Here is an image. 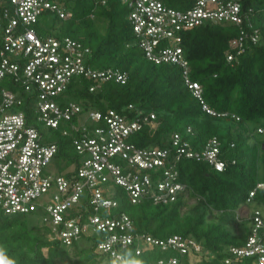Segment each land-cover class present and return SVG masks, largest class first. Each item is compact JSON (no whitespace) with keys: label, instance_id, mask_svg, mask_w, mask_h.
<instances>
[{"label":"built area","instance_id":"2783aa9c","mask_svg":"<svg viewBox=\"0 0 264 264\" xmlns=\"http://www.w3.org/2000/svg\"><path fill=\"white\" fill-rule=\"evenodd\" d=\"M121 1L130 8L136 44L146 57L181 66L188 88L203 108L219 114L206 103L201 83L190 75L182 32L208 22H246L253 31L242 30L231 44L241 54L249 39L254 43L259 39L252 8L244 10L241 0H194L187 8L172 7L162 0ZM46 11L62 18L71 15L59 0H0V209L8 214L38 213L51 226L52 237L68 245L97 233L98 249L118 259L123 258L122 247L135 241L182 253L202 252L201 243L179 233L162 239L135 232L131 216L114 212L119 201L113 187L122 186L133 203L176 201L187 190L180 180V159L225 169L220 139L214 136L196 148L187 136L192 133L189 127L187 133L175 132L169 147H139L130 137L152 122L154 113L133 117L116 109H83L66 93L76 76L93 80L94 90L107 81L124 83L129 73L116 66H92L88 63L91 48L76 38L37 33L34 24ZM235 56L229 52L227 60ZM28 96L35 123L21 108ZM36 123L73 133V144L81 155L78 168H71L75 173L58 172L54 160L59 144L49 141ZM257 131L264 134V127ZM52 163L57 169L54 172ZM259 188H264V182L251 190L248 203ZM247 212L244 216L238 211L240 217L251 218L250 232L243 244L229 247L224 264H264V211L255 207ZM136 249L137 253L142 250L139 244ZM178 261L171 255L159 264Z\"/></svg>","mask_w":264,"mask_h":264},{"label":"trees","instance_id":"16d2710c","mask_svg":"<svg viewBox=\"0 0 264 264\" xmlns=\"http://www.w3.org/2000/svg\"><path fill=\"white\" fill-rule=\"evenodd\" d=\"M59 1L71 15L62 18L56 12H44L34 24L37 33L76 38L91 48L88 63L92 66H116L129 73L124 83L107 81L94 90L93 80L76 76L66 91L71 99L85 110L116 109L133 117L154 113L152 122L130 137L139 147H169L173 134L187 133L189 127L192 133L187 136L196 148L217 136L226 161L225 169L219 171L206 162L180 159V180L187 184V190L169 203L151 199L133 203L126 190L115 185L119 206L114 212L131 216L135 232L162 239L179 233L202 245V252L182 253L135 241L122 247L123 258L131 255L143 264H159L161 259L176 255L177 264H224L229 247L243 244L251 229V218L240 217L236 211L247 202L251 190L264 182V134L257 131L264 127V0H241L244 10L252 8L251 18L259 30L258 41L249 39L241 54L232 50L231 44L242 30L253 31L246 22H208L182 32L181 45L190 62L192 79L201 83L209 107L226 115L203 108L188 88L181 66L156 63L146 57L136 44L127 4L121 0ZM162 1L176 8H187L194 2ZM229 52L236 54L232 61L227 60ZM21 108L32 119L29 96ZM37 126L40 128V124ZM51 129L55 138L48 140L59 144L54 163L59 173L70 176L81 160L73 133ZM252 202L264 211V188L256 191ZM36 214H8L0 209V248L14 264H122L123 258L98 249L97 233L68 245L53 238L51 226L42 219L32 222Z\"/></svg>","mask_w":264,"mask_h":264},{"label":"rangeland","instance_id":"374dc122","mask_svg":"<svg viewBox=\"0 0 264 264\" xmlns=\"http://www.w3.org/2000/svg\"><path fill=\"white\" fill-rule=\"evenodd\" d=\"M40 130L45 134V137L47 139L55 138V132L51 128L45 126L44 124H40ZM50 167H51V170H52L51 172H54V170L56 169L55 164L52 163L50 165ZM191 202H195V199H192ZM255 207H256V204L254 202H252V203L251 202H249V203L248 202H243V203H241L239 205L238 210L236 212L239 211L242 215L246 216L248 214L247 211L249 209L252 210ZM31 220H32V222H39V220H41V216L39 214H36L34 217H31Z\"/></svg>","mask_w":264,"mask_h":264},{"label":"clouds","instance_id":"9594fccd","mask_svg":"<svg viewBox=\"0 0 264 264\" xmlns=\"http://www.w3.org/2000/svg\"><path fill=\"white\" fill-rule=\"evenodd\" d=\"M0 264H14L13 261L5 257L2 248H0ZM122 264H143V262L141 260L131 257V255H127L122 259Z\"/></svg>","mask_w":264,"mask_h":264}]
</instances>
